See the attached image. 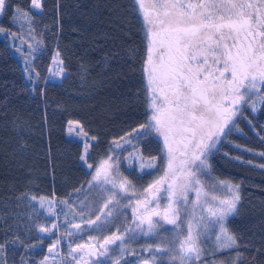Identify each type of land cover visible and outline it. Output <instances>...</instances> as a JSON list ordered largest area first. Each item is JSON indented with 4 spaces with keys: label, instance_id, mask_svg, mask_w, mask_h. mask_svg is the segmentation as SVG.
<instances>
[{
    "label": "trees",
    "instance_id": "16d2710c",
    "mask_svg": "<svg viewBox=\"0 0 264 264\" xmlns=\"http://www.w3.org/2000/svg\"><path fill=\"white\" fill-rule=\"evenodd\" d=\"M10 5L0 14V264H75L70 246L98 250L95 243L120 228L108 219L90 223L101 196L93 171L114 142L124 143L116 175L132 190L152 183L163 164L159 138L140 127L151 114L147 26L134 0H41L38 10L31 0ZM17 6L27 19L13 20ZM54 64L59 78L52 77ZM233 120L209 156L211 176L235 184L239 195L226 220L239 247L219 255L235 258L238 251L239 264H264V104L242 106ZM69 121L88 136H71ZM156 240L137 235L105 245L108 255L88 263L137 264L154 255L143 246Z\"/></svg>",
    "mask_w": 264,
    "mask_h": 264
},
{
    "label": "snow or ice",
    "instance_id": "6c2138e0",
    "mask_svg": "<svg viewBox=\"0 0 264 264\" xmlns=\"http://www.w3.org/2000/svg\"><path fill=\"white\" fill-rule=\"evenodd\" d=\"M134 2L148 25L144 71L151 114L140 127L145 136L152 131L162 136L167 150L168 171L144 191L154 198L169 173L172 174V182L167 183L166 189L167 207L160 213L156 205L139 218L137 227L147 223L144 234H153L162 225L151 217L161 216L165 223L173 226L172 236L162 239L155 247L150 246L146 249L148 252L168 255L173 264H216L205 259L209 252L202 238L210 232L214 236L213 255L239 247L237 238L226 227L227 218L236 211L239 195L228 182L211 177L209 156L218 150L216 146L221 137H226V129L231 131L233 118L242 106L255 110L257 103L264 104V0H190L188 3L155 0L149 5L152 12L146 10L144 0ZM31 5L38 9L41 0H31ZM10 7V0H0V14ZM27 18L28 12L17 6L13 20ZM68 123L69 131L75 125L78 133L88 136L78 122ZM114 143L116 147H123ZM125 143L131 144V141L125 139ZM89 147L90 143L84 144L82 161L86 162ZM109 161H112L111 156L102 162L93 179L102 173L108 176L112 168ZM128 185L125 179L119 188L127 191ZM219 190L232 195L219 198L215 195ZM189 193H194V198H190ZM150 202L149 197L141 201L145 205ZM71 227L78 229L79 225L71 224ZM40 231L48 229L41 227ZM116 240L123 243V236L106 238L99 245L100 255H106L105 245ZM52 250L49 248L50 253ZM76 250L70 246L71 252ZM240 258L237 251L234 259L221 261V264H239ZM47 259L45 257L44 261ZM83 259L80 257L81 261ZM156 259L152 255L137 264H155ZM114 264H119V259Z\"/></svg>",
    "mask_w": 264,
    "mask_h": 264
},
{
    "label": "rangeland",
    "instance_id": "374dc122",
    "mask_svg": "<svg viewBox=\"0 0 264 264\" xmlns=\"http://www.w3.org/2000/svg\"><path fill=\"white\" fill-rule=\"evenodd\" d=\"M153 2H155V0H144V4H145L146 10L148 12L153 11V9H151L149 7V5ZM184 2L188 3V2H190V0H184ZM191 2H198V0H191ZM34 9H37V8H34ZM140 13L143 16L141 11H140ZM143 18H144V16H143ZM145 24L148 27L146 21H145ZM53 69H54V72H52V77L59 78L60 75L62 74V71H61L59 65L54 64ZM149 97H150V93H149ZM149 119H150V117H149ZM67 132L71 136L77 137V138L82 139V140L84 139V136L81 133H78L77 130H75V125H73L72 131H69V125H68ZM151 133L153 135H155L157 138H159V140L161 142V149H162V154H163L162 155L163 164L160 167V171L158 173V176L149 185H151L155 181L163 178L165 176V172L168 171V169H167V150L164 147L163 137L154 131H152ZM118 143H120L121 145H124L123 142H118ZM119 148H121V147H116L115 143H114L112 148L110 149V151L108 153V156L105 157L103 160H101L96 165V167L94 168L93 175L91 178L92 182H93L92 184H93V186H95V190L99 191V194L101 196H102L101 192L106 190V193L105 192L104 193L107 194V196H105V194H104L102 197L100 196L101 198L100 197L98 198L96 195V198L94 199V203L97 206V216H99L100 219L97 220L96 219L97 216H96V218L93 221H95V223H94L95 225H100V223L103 221V219H106V220L108 219L112 226L115 227V224H118V226L120 225L119 231H115L110 236H107V238L113 237L116 235H120V236H123V243H125V241H127L128 239L134 238L137 235L145 237V238L146 237L157 238L154 245L143 246V250L147 251L146 249H148L150 246L155 247V245L159 244L162 239L170 238L172 236L173 226L165 223L164 220L161 218V216L153 215L151 217V219L154 222L159 221V224L162 225V227H159L158 229L154 230L153 234H149V235L144 234V232L148 228L147 223H144L143 225H140V227H137V225L140 224L139 218L142 217L143 215H145L147 211H150L153 207L158 205V207H156V211L163 213V211L167 207L168 200H167L166 189H167V183L172 182V174L169 173L167 181L162 186H160V191L156 192L154 194V198L150 197L149 194L144 191L146 188L149 187V185H147L146 187H144L140 191L132 190L129 187H128L127 191H121L119 188V184L123 180H125L126 178L122 177L119 179L118 175H116V172L119 169V165H118L119 162L117 160ZM109 156L112 157V161H109V163L112 164V168L109 170L108 176L105 177V175L102 173L97 179H93V177L96 176L97 169L100 167L102 162L104 160H106ZM212 178H214V177H212ZM215 180H217V179H215ZM217 181H219V180H217ZM226 182H228V181H226ZM228 183L233 186V188L236 190V192L238 194L237 186L231 182H228ZM110 184H115V186L114 185L111 186ZM109 185H110V188H109ZM107 186H108V188H107ZM108 194L110 196H108ZM215 195H217V197H219V198H224V197H231L232 193L227 192L225 190H219L215 193ZM189 196H190V198H194V193H189ZM145 197H149V199L151 200V202L148 203L147 205H145L144 203H141V201ZM121 200L123 201V204H121V202H122ZM109 201H111V202H109ZM106 204H107V207H105ZM119 213H121L120 217L118 216ZM123 214H125V215H123ZM217 231H218V229H217ZM202 239L204 240L205 250H207L209 252V254L205 257V259L207 261H216V264H221V261H224V260L231 261L232 259H234V257H232L230 254L228 255V257L226 259L224 258V255L220 256L219 253L221 251L215 252L214 255L212 254V249L214 248L215 238L211 232L208 233V235L206 237H203ZM104 240H102L101 243H99V242L95 243L97 246V249L99 248V245L104 242ZM117 242H121V241L116 240L115 243H117ZM115 243H109L106 246H108L109 248H113V246H114L113 244H115ZM76 249H77L76 250L77 257L74 261L75 264H77V261H80V264H85V262H87V264H89L88 262L90 260L96 262L98 259H102L108 255V253H107L106 255L101 256L100 255V253H101L100 248L98 250L94 249V247L93 248L88 247V248H84V249L83 248L82 249L76 248ZM153 254L155 255V253H153ZM80 257H83L84 259L81 261ZM156 257L158 260H161V262L167 260L173 264L171 257L168 255H162L160 253H156Z\"/></svg>",
    "mask_w": 264,
    "mask_h": 264
},
{
    "label": "flooded vegetation",
    "instance_id": "af4514ba",
    "mask_svg": "<svg viewBox=\"0 0 264 264\" xmlns=\"http://www.w3.org/2000/svg\"><path fill=\"white\" fill-rule=\"evenodd\" d=\"M166 262H169V261L166 260Z\"/></svg>",
    "mask_w": 264,
    "mask_h": 264
}]
</instances>
